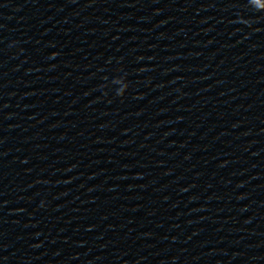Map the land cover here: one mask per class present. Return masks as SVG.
I'll return each mask as SVG.
<instances>
[{"label": "water", "instance_id": "1", "mask_svg": "<svg viewBox=\"0 0 264 264\" xmlns=\"http://www.w3.org/2000/svg\"><path fill=\"white\" fill-rule=\"evenodd\" d=\"M0 264H264V0H0Z\"/></svg>", "mask_w": 264, "mask_h": 264}]
</instances>
